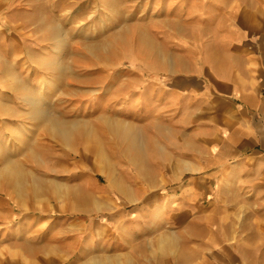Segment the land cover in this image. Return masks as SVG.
<instances>
[{
	"label": "rangeland",
	"instance_id": "1",
	"mask_svg": "<svg viewBox=\"0 0 264 264\" xmlns=\"http://www.w3.org/2000/svg\"><path fill=\"white\" fill-rule=\"evenodd\" d=\"M182 2L0 0V264H264L263 198L230 164L217 190L214 179L183 187L211 168L198 159L209 144L169 128L162 109L150 115L146 82L167 87L179 44L204 23ZM52 115L93 135L62 144ZM109 120L136 131L120 136ZM15 164L69 193L42 187L23 201L6 173Z\"/></svg>",
	"mask_w": 264,
	"mask_h": 264
},
{
	"label": "crops",
	"instance_id": "2",
	"mask_svg": "<svg viewBox=\"0 0 264 264\" xmlns=\"http://www.w3.org/2000/svg\"><path fill=\"white\" fill-rule=\"evenodd\" d=\"M242 2L183 0L205 16L198 38L179 44L184 65L166 73L167 87L154 79L145 92L152 117L162 109L169 128L209 144L198 159L209 160L211 168L191 174L183 187L201 192L211 179L222 187L230 164L264 200V0ZM189 156L177 152L178 158H197Z\"/></svg>",
	"mask_w": 264,
	"mask_h": 264
},
{
	"label": "bare ground",
	"instance_id": "3",
	"mask_svg": "<svg viewBox=\"0 0 264 264\" xmlns=\"http://www.w3.org/2000/svg\"><path fill=\"white\" fill-rule=\"evenodd\" d=\"M169 59H172V58H169ZM170 65H171V69H169V70L172 71L174 68V63L171 62ZM52 116L53 117L50 116L49 120H48L47 132L49 133V135H51L52 137H54L55 139L60 141L62 144H64L63 140H68L73 135H76L78 131L79 132L85 131L90 136L93 135V131L89 129L90 127H88L89 124H87L84 121L74 120L71 122L70 121L66 122V121H63L61 119H59V120L56 119L54 115H52ZM105 120H106V117H105ZM107 123H109V126L111 127L112 123L110 122V120ZM112 126H113L114 133H116L120 136L124 135V136L130 137V136H133L134 131H136L135 129L128 128L127 126L121 124L120 122H114L112 124ZM126 128H128V129L126 130ZM14 167H15V169H12V170H11L12 166L9 169L7 168L6 173H10V174L16 173L15 175H17L16 177H14L15 181H16V190L18 192H21V194H17L18 198L20 196H23L24 191H31L32 193L30 195L36 197V192L42 187H46L51 193H54V195L57 197L58 196L64 197L66 194L69 193L68 187H66V186L50 185V184H54V183L48 184L44 181H41L40 179H38L36 177H32L30 174L29 175H30L31 179L28 180L24 176L23 170L20 166L15 164ZM139 167H142L143 169L145 168V166H139ZM26 183H28V184H26ZM73 190L76 191L77 189H73ZM24 199H26L25 196L22 197L23 201H24ZM37 199L39 200V197ZM40 200H45V199L43 197H41ZM93 203L95 205L98 204L97 201H94ZM166 240L168 241V246H167L168 249L167 250H175L174 244L176 243V240H175L174 236L172 234H169L166 237ZM129 262H130V260H129ZM87 264H105V263H103L102 261L97 260V259H91L90 261L87 262Z\"/></svg>",
	"mask_w": 264,
	"mask_h": 264
}]
</instances>
